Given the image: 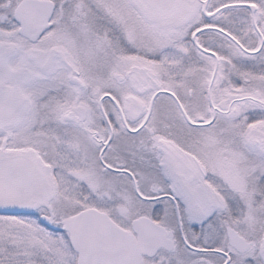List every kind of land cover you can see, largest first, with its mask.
<instances>
[{
  "label": "snow or ice",
  "instance_id": "snow-or-ice-1",
  "mask_svg": "<svg viewBox=\"0 0 264 264\" xmlns=\"http://www.w3.org/2000/svg\"><path fill=\"white\" fill-rule=\"evenodd\" d=\"M0 264H264V0H0Z\"/></svg>",
  "mask_w": 264,
  "mask_h": 264
}]
</instances>
